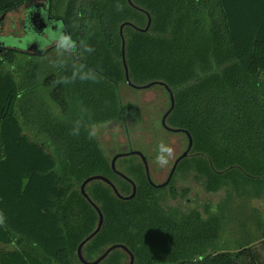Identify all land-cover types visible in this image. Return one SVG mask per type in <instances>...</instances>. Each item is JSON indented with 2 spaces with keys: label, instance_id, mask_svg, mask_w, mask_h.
I'll list each match as a JSON object with an SVG mask.
<instances>
[{
  "label": "trees",
  "instance_id": "16d2710c",
  "mask_svg": "<svg viewBox=\"0 0 264 264\" xmlns=\"http://www.w3.org/2000/svg\"><path fill=\"white\" fill-rule=\"evenodd\" d=\"M27 1L0 0V17ZM51 10L76 55L63 51L54 71L18 59L25 52L0 55V243L14 247L0 263L83 264L78 247L100 220L83 182L103 175L132 194L93 131L142 122L141 106L119 92L128 84V23L130 80L166 83L175 98L167 123L193 138L175 174L194 172L207 191L226 194L216 210L165 206L168 186H152L144 164L125 157L117 168L136 183L133 199L102 180L86 187L104 223L84 258L123 244L135 264H261L255 241L219 242L224 207L264 196V0H51ZM129 263L116 249L99 264Z\"/></svg>",
  "mask_w": 264,
  "mask_h": 264
},
{
  "label": "rangeland",
  "instance_id": "374dc122",
  "mask_svg": "<svg viewBox=\"0 0 264 264\" xmlns=\"http://www.w3.org/2000/svg\"><path fill=\"white\" fill-rule=\"evenodd\" d=\"M34 3H41V0H30L15 10L10 11L5 16L4 23L0 26V34L22 38L25 36L24 23L26 8ZM29 37L28 35L26 38ZM15 38L8 40L10 45L18 44ZM65 54L63 51L53 48L47 53L28 55L17 54L18 59L24 62H39L41 65L50 67L54 71L56 59ZM47 68V67H46ZM264 78V77H263ZM121 99L124 103H138L142 109V122L134 126L131 122L123 125H98L93 127L98 140L102 144L104 151L113 158L118 152L129 150H140L149 157V167L151 176L156 183H163L167 180L175 160L186 150L188 138L185 133H173L164 128L162 118L170 107V98L164 86L154 85L150 88L135 89L129 84H121L119 87ZM171 149L170 153H162V149ZM164 155L166 164L157 162V157ZM137 159L135 162H142L138 156H127ZM125 158V157H124ZM124 158L119 159L118 168L122 169L121 163ZM174 186L181 194L173 199L170 196V187L160 193L164 196L165 206L181 207L185 211L198 209L204 212V206L209 204L216 210L218 204L225 197V190L209 192L204 185L197 180L194 172L178 171L175 174ZM224 207V206H223ZM223 212L226 214L224 229L222 232L220 245L226 247H237L240 244L255 241L253 249L264 264V196L260 199L236 200ZM12 245L0 243V253L13 250ZM1 264V263H0Z\"/></svg>",
  "mask_w": 264,
  "mask_h": 264
},
{
  "label": "water",
  "instance_id": "95a60500",
  "mask_svg": "<svg viewBox=\"0 0 264 264\" xmlns=\"http://www.w3.org/2000/svg\"><path fill=\"white\" fill-rule=\"evenodd\" d=\"M129 2L132 4V0H129ZM7 15V13L3 14L1 17H0V22L5 18V16ZM36 17L37 16H33L32 18V22L34 24H37V20H36ZM40 18V17H39ZM151 22H152V18L151 16L149 15V22H148V26L147 28H145L144 30H148L150 25H151ZM128 24V23H125L122 25L121 27V34H122V37H123V60H124V66H125V71H126V79H127V83L132 86L133 88L135 89H145V88H150L154 85H161V86H164L165 89L167 90L168 94H169V97H170V107L168 108V110L165 112V114L163 115V118H162V124L164 126V128L170 132H173V133H179V132H182V133H185L187 138H188V146L186 148V150L175 160L174 162V165L169 173V176L167 178V180L163 183H156L152 176H151V171H150V167H149V164H148V158L146 156V154L140 150H130V151H127V152H118L111 160V163H112V168L113 170L118 174L120 175L121 177H123L124 179H126L128 182H130L133 186V192L132 194L130 195H123L120 193L119 189L117 188V186L113 183L112 180H110L109 178L103 176V175H94V176H91L89 177L88 179H86L82 186H81V191H82V194L87 198V200L94 206V208L97 210L98 214H99V217H100V220H99V223H98V226L97 228L89 235L87 236L79 245L78 247V256L81 260V262L83 264H99L101 263L112 251L116 250V249H123L125 252H127L129 255H130V263L129 264H135V257L133 255V253L127 248V246L123 245V244H115V245H112L110 247H108L105 252L99 256L97 259L95 260H92V261H89V260H86L84 258V255H83V248L84 246L91 240L93 239L101 230L102 226H103V223H104V215L100 209V207L90 198L89 194L87 193L86 191V187L87 185L90 183V182H93V181H96V180H102L104 182H106L108 185H110L113 190H114V193L121 199H124V200H130V199H133L137 193V185L136 183L134 182V180H132L129 176H127L125 173H123L122 171H120L118 168H117V160L121 157H127V156H139L141 158V160L143 161L144 165H145V170H146V175H147V178H148V181L150 182V184H152V186L156 187V188H163V187H166L168 186L171 181H172V178L175 174V172L177 171V168L180 164V162L185 159L186 157H188L193 149V138H192V135L190 134V132L186 129H181V128H174V127H171L168 125L167 123V118L168 116L171 114V112L173 111L174 107H175V98H174V93L172 92V90L170 89V87L162 82V81H152L150 83H147V84H144V85H136L134 83H132V81L130 80V76H129V70H128V65H127V62H126V54H125V46H126V40H125V37H124V33H123V30H124V27L125 25ZM38 34L41 32L40 30H43L45 28V24L42 22L39 24L38 26ZM35 48V47H34ZM37 49V48H36ZM40 51V50H39ZM43 50H41L40 52L42 53Z\"/></svg>",
  "mask_w": 264,
  "mask_h": 264
},
{
  "label": "flooded vegetation",
  "instance_id": "af4514ba",
  "mask_svg": "<svg viewBox=\"0 0 264 264\" xmlns=\"http://www.w3.org/2000/svg\"><path fill=\"white\" fill-rule=\"evenodd\" d=\"M29 1H27L26 3H28ZM33 16H37V24H34L32 22ZM59 18L60 17L52 14L51 0H41V3H34L31 6H28L26 8L25 23L23 26L25 36L18 39L10 35L5 36L0 34V55H6V53L12 49L20 52H25L27 54L35 55L41 54V50H43L42 53H47L50 49L53 48L60 49L61 51H64L70 55H76L78 52V44L75 45L73 43V38L70 37L67 29L62 26V23ZM4 20L5 18L0 22V26L4 23ZM42 22L45 24V28L43 30H40L41 32L38 34V26ZM27 35L29 37L26 38ZM11 38H15L17 43L21 44L22 46L10 45L8 40H11ZM147 158L149 162V157ZM119 159L117 160L118 163L120 161ZM170 184L168 185V187L170 186Z\"/></svg>",
  "mask_w": 264,
  "mask_h": 264
},
{
  "label": "clouds",
  "instance_id": "9594fccd",
  "mask_svg": "<svg viewBox=\"0 0 264 264\" xmlns=\"http://www.w3.org/2000/svg\"><path fill=\"white\" fill-rule=\"evenodd\" d=\"M161 152H162V153H164V152L170 153V152H171V149H167V148H164V147H163V149H162ZM157 162L163 165V164H166L168 161H167V159L164 157V155H159V156L157 157Z\"/></svg>",
  "mask_w": 264,
  "mask_h": 264
}]
</instances>
